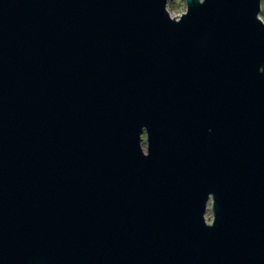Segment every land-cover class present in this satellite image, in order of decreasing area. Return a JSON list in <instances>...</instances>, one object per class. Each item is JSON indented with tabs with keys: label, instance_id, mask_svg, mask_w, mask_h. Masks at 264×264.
<instances>
[{
	"label": "water",
	"instance_id": "obj_1",
	"mask_svg": "<svg viewBox=\"0 0 264 264\" xmlns=\"http://www.w3.org/2000/svg\"><path fill=\"white\" fill-rule=\"evenodd\" d=\"M166 3L0 0V264H264L261 0Z\"/></svg>",
	"mask_w": 264,
	"mask_h": 264
},
{
	"label": "rangeland",
	"instance_id": "obj_2",
	"mask_svg": "<svg viewBox=\"0 0 264 264\" xmlns=\"http://www.w3.org/2000/svg\"><path fill=\"white\" fill-rule=\"evenodd\" d=\"M167 7L171 14L177 15L181 11H183L186 7L185 0H168ZM260 16L264 20V0H261V9H260ZM145 135L143 134V145H145ZM205 218L207 221H210L212 218V211L210 209V202L208 203V207L205 212Z\"/></svg>",
	"mask_w": 264,
	"mask_h": 264
}]
</instances>
